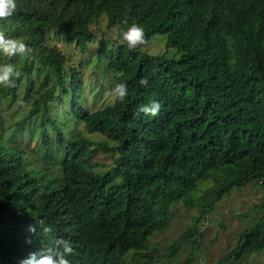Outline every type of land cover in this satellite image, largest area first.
<instances>
[{"label":"trees","instance_id":"1","mask_svg":"<svg viewBox=\"0 0 264 264\" xmlns=\"http://www.w3.org/2000/svg\"><path fill=\"white\" fill-rule=\"evenodd\" d=\"M101 17L116 38L96 37L91 22ZM49 30L82 53L97 41L107 97L102 83L87 93L94 83ZM0 31L12 35L4 47L26 53L3 65L0 99L16 95L22 75L28 89L31 72L40 76L18 124L37 114L42 161L58 164L47 175L0 132V264H163L192 241L191 264L199 223L232 188L257 181L254 206L264 210V0H0ZM157 33L177 55L140 47ZM54 99L69 100L71 134ZM98 151L112 156L109 167L99 168ZM176 203L201 214L155 255L151 237ZM263 249L264 214L212 264Z\"/></svg>","mask_w":264,"mask_h":264},{"label":"rangeland","instance_id":"2","mask_svg":"<svg viewBox=\"0 0 264 264\" xmlns=\"http://www.w3.org/2000/svg\"><path fill=\"white\" fill-rule=\"evenodd\" d=\"M91 28L97 35V38L102 32L111 34L113 38H116L118 35L115 32V27L111 29L106 27V21L103 17L97 22L92 21ZM11 37V34L7 36L4 35V32L0 31V75L5 72L3 65L11 61L20 65L23 56L26 55V53L23 55L20 52L15 56L13 52L17 51H12L11 46L7 45L4 47V44L9 43L8 40ZM19 37V35H15L14 39H18ZM48 38L51 40L49 42H55L68 56V63L77 66L79 69V63H81L80 70L83 73L82 76L87 86L94 83V85L92 84L90 86L92 88L91 90L85 86L84 92L87 89L90 90L87 93L91 94L98 87L97 85L102 83L104 84V93L102 96L107 97V77L110 71L105 70L103 57L97 61V41L92 42L88 50L82 53L77 48L75 42L69 43L57 39L51 30L48 32ZM140 47L144 51L153 54H164L167 57L177 55L174 49L164 48V39L159 33L152 35L148 42L140 44ZM35 63H38L37 58L34 61ZM31 76L34 78L32 88H27L26 76L22 75L16 95L13 97L5 96L0 99V132L6 143L25 149L29 153V163L37 168L46 169L48 175V173L58 170V164L54 162L47 164L46 167L42 161L41 139L38 134L39 117L35 114L31 118H26L22 125L18 124V121L27 115L33 99L37 96L35 88L39 83L40 76L35 71L31 72ZM55 93L59 94V90L56 89ZM111 99L112 97H109L102 101L97 98L92 103L90 98L88 100L86 99L83 103L87 107L93 108L106 104ZM68 102L69 100L67 99H54L50 102V108L52 114L62 123L65 131L71 134L76 129V122L68 114ZM52 135H54L53 132ZM94 159L100 163L99 168L104 169L110 166L112 156L109 153L98 151ZM261 193V184L254 181L244 187L232 188L230 192L224 194L215 203L214 209L198 225L199 230L202 231V238L199 242L198 249L194 251L191 264H212L236 245L240 232L250 227L260 215L264 214V210L254 206L259 203ZM200 214L201 211L197 207L188 208L181 203L174 204L171 208V218L168 226L155 232L151 237L149 247H153L154 254L158 255L165 252L166 244L192 224L193 216ZM191 249L192 241H188L182 246L172 262L162 260L163 264H183L187 260ZM230 264H264V249L258 253H249L240 261L231 262Z\"/></svg>","mask_w":264,"mask_h":264}]
</instances>
